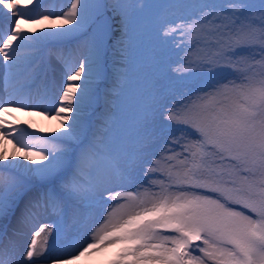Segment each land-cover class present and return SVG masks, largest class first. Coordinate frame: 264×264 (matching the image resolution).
I'll return each instance as SVG.
<instances>
[{
  "label": "snow or ice",
  "instance_id": "6c2138e0",
  "mask_svg": "<svg viewBox=\"0 0 264 264\" xmlns=\"http://www.w3.org/2000/svg\"><path fill=\"white\" fill-rule=\"evenodd\" d=\"M45 3L0 0L8 97H0V264H72L109 248L116 252L107 264H264V0H193L180 5L191 9L181 16L170 13L177 5L151 0H60L59 13L49 0L43 14ZM149 9H160L161 43L186 53L168 71L187 81L186 91L177 98L161 90L134 137L115 135L107 112L93 129L83 114L101 58L117 32L112 47L127 53ZM64 38L82 41L83 59L66 62L65 78L50 88L37 53ZM17 105L54 114L64 131L29 132ZM49 210L90 218L91 242L77 255H46L59 231L41 223ZM14 216L15 226L3 223Z\"/></svg>",
  "mask_w": 264,
  "mask_h": 264
},
{
  "label": "rangeland",
  "instance_id": "374dc122",
  "mask_svg": "<svg viewBox=\"0 0 264 264\" xmlns=\"http://www.w3.org/2000/svg\"><path fill=\"white\" fill-rule=\"evenodd\" d=\"M151 2L155 4L158 3L160 5H177V7L170 9V13L181 16L188 15L191 12V9L187 7H180V5L192 3L193 0H151ZM252 2L255 3L257 0H252ZM48 6L49 0H47L45 7L46 10ZM56 7L59 8V10H57V13H59L60 0H57ZM64 10L66 11L67 7H65ZM159 11L160 9L147 10L140 21L138 29L133 33L131 44H126V47L128 48L126 53L128 57V63L125 67H123L126 74L124 83L119 84L117 82L118 77H114V68L107 67L101 58V74L97 77V79L102 77L105 82L102 81L100 83L101 90L96 91V95L93 98L91 106L88 107L83 114L85 122L93 129L104 126L102 116L107 112L115 117L114 123L112 124V130L115 135L134 137L144 112L153 103V100L161 90L167 93H175L177 98H179L181 92L186 91V89L182 86L186 84L187 81L182 80L175 72H172L171 75L168 74L170 69L177 67V64L173 63L172 61L179 60L181 57L185 56L186 53L181 51L177 55L175 52H172L168 46H165L161 43L156 31L155 22L156 14ZM41 12L43 14H48V12L45 10H42ZM63 27L70 28L71 25H65ZM43 30L56 31L60 30V28L58 26L56 29L45 28ZM159 35H163L162 30ZM176 42L170 41L169 44L174 46V43ZM53 49L62 51L63 55L67 57L69 56L70 52H80L81 56L79 59H83L82 41L80 39H54L46 44V46H44L42 49L38 50V69L40 68L47 70L50 67L60 70L61 67H64L63 63H58L56 60H54L53 57L55 54L52 52ZM45 54H47V56H45ZM112 54V61L115 64L123 65V58H121L123 55H121L120 50L117 49L113 51ZM192 54L195 55L196 53L193 52ZM242 54L247 55V50H244ZM44 58L47 60V62L49 61V63L43 65ZM72 60L73 58L70 57L69 61ZM131 64H135V66H131ZM38 69L37 71H39ZM95 105H98V107L96 108ZM19 107L20 106H15L13 108L15 109V111L13 110L14 115L18 119L23 118L24 116L27 117L29 115L28 111H20ZM133 109L139 115V117L134 120V132L128 133L127 135H120L119 133L115 132L114 129H116L120 119L129 115V110ZM40 112H42V110ZM39 115L31 116L30 118L32 120H25L28 122L30 121L29 123L31 124V127H28V125H23L29 132L36 131L38 135H56L59 132L64 131V129L60 127L58 120L54 117V114H52L51 119L48 116ZM72 115L75 114L73 113ZM9 119H12V117L10 116ZM49 120H51L50 127L48 123ZM71 122L70 116V119L67 123L70 124ZM41 129L45 131L41 132ZM23 162L25 164L32 163L31 161L27 160ZM37 163H47V161H38ZM2 164L4 163L0 161V165ZM36 183L38 185L39 182L37 181ZM17 212L18 216L19 211ZM15 218L16 217L14 216V219ZM5 220L3 223L10 224V227L15 224V220L12 221L11 219L10 222H8L7 219ZM41 223L52 225L54 233L57 232V229L59 230L56 239V248L51 252H46L47 256L67 259L71 255H77L78 252L82 250V247L86 246L88 242H91V232H86V226L88 223H90V218L86 214L77 219L72 215L71 212H68L66 216H58L56 212L49 210V212L46 214V218H44ZM93 227H95V225H93ZM30 239L31 232H28L26 236L20 238L22 253L26 250L27 245L30 243ZM52 239V235H49V246L52 244ZM115 250V248H109L107 251L93 253L91 256L81 257L79 260H75L73 262H78L79 264H97L98 261L106 258L108 254L112 255L113 252H116ZM34 260L35 264H48L53 261L52 259H45L42 257H34Z\"/></svg>",
  "mask_w": 264,
  "mask_h": 264
},
{
  "label": "trees",
  "instance_id": "16d2710c",
  "mask_svg": "<svg viewBox=\"0 0 264 264\" xmlns=\"http://www.w3.org/2000/svg\"><path fill=\"white\" fill-rule=\"evenodd\" d=\"M119 35H120V33L117 32L116 36L113 37L112 42L107 46L106 52L102 56V61L107 67L114 68V77H118L117 82L119 84H121V83H124L125 78H126V74H125L123 67H125L127 65V63H128L127 58L128 57H127V54H124L123 56H121V58H123V65L115 64L112 61V59H113L112 52L117 50V49L120 50V47H121V46L112 47V44H114L116 41V37H118ZM123 47H126V45H124ZM131 66H135V64H131ZM102 81L105 82V80L102 77L98 78L96 80V83L93 85V91L95 92V94H96V91L101 90L100 83ZM128 98H130V97H128ZM95 107L97 108L98 105H95ZM138 117H139V115L134 109L129 110V115L120 119L119 124L116 126V129H114L115 132L119 133L120 135H127L128 133H133L135 130L134 120H136V118H138ZM114 254H115V252H113L112 255L108 254L106 259H101L100 261H98L97 264H107V262L113 258Z\"/></svg>",
  "mask_w": 264,
  "mask_h": 264
},
{
  "label": "bare ground",
  "instance_id": "6f19581e",
  "mask_svg": "<svg viewBox=\"0 0 264 264\" xmlns=\"http://www.w3.org/2000/svg\"><path fill=\"white\" fill-rule=\"evenodd\" d=\"M46 4H47V0H46V3H45V7H46ZM42 8L40 11H42V10H45L46 12H48L47 10H46V8ZM56 10H59V8H57L56 7ZM48 44V43H47ZM55 55H54V60H56L58 63H63L64 65H65V63L66 62H70L69 61V58L71 57V58H73V60H75L77 57H80L81 56V54H80V52H77V53H73V52H70L69 53V56L67 57V56H65V55H63V53H62V51H59V50H54L53 49V51H52ZM42 54V53H41ZM40 54V55H41ZM45 56H47V54H45ZM50 56V55H49ZM46 58V57H45ZM44 58V60H43V65L44 64H47V63H49V61L47 62V60ZM48 58V57H47ZM39 59V55L37 56V58H36V62H35V67H36V69H38V66L39 65H37V61H39L38 60ZM50 59V58H49ZM72 60V61H73ZM41 66V65H40ZM47 69V68H46ZM40 72H41V81H43L45 78H46V80H47V83H48V86L51 88L52 86H59L60 85V83H61V81L65 78L64 77V67H61V69L60 70H57V69H55V68H48L47 70H44V69H38ZM4 72H5V69L3 68V62L2 61H0V97H3L4 99H7L8 97L3 93V75H4ZM41 81H38L37 82V86H40L41 85ZM34 91H35V89H34ZM18 106V105H17ZM15 106H13L12 107V111L14 110L15 111V109H13ZM43 111V109L42 108H40V109H36V110H34V111H32V113H31V115H28L27 117H23V118H20V119H18L19 121H21V122H23V121H25V120H28V119H31L30 117L31 116H34V115H39V113H40V111ZM40 116V115H39ZM32 120V119H31ZM51 120H49V127H50V122ZM30 122V121H29ZM24 124H22L21 126H23ZM24 127V126H23ZM59 130V129H58ZM8 147H9V150H11V144H9L8 145ZM18 159H22V158H18ZM25 161V160H24ZM4 164L5 163H7L6 161H2ZM18 213V212H17ZM12 219V221L13 220H15L14 221V223L15 224H13V226H15L16 225V218L14 219V217H12L11 218ZM6 221V220H5ZM7 221L9 222V220L7 219ZM23 237V236H22ZM90 262V261H89ZM74 262H72V264H73ZM53 264V263H52ZM74 264H79L78 262H75ZM88 264H91V263H88Z\"/></svg>",
  "mask_w": 264,
  "mask_h": 264
},
{
  "label": "water",
  "instance_id": "95a60500",
  "mask_svg": "<svg viewBox=\"0 0 264 264\" xmlns=\"http://www.w3.org/2000/svg\"><path fill=\"white\" fill-rule=\"evenodd\" d=\"M53 263V261H51L50 263H48V264H52Z\"/></svg>",
  "mask_w": 264,
  "mask_h": 264
}]
</instances>
